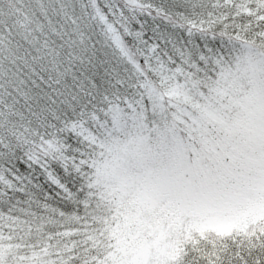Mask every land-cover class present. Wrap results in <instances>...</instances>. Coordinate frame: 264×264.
Here are the masks:
<instances>
[{
    "label": "snow or ice",
    "instance_id": "obj_1",
    "mask_svg": "<svg viewBox=\"0 0 264 264\" xmlns=\"http://www.w3.org/2000/svg\"><path fill=\"white\" fill-rule=\"evenodd\" d=\"M0 264H264V0H0Z\"/></svg>",
    "mask_w": 264,
    "mask_h": 264
}]
</instances>
